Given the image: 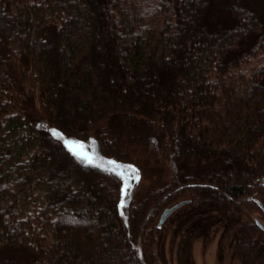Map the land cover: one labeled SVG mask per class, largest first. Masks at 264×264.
Segmentation results:
<instances>
[{"label":"trees","instance_id":"16d2710c","mask_svg":"<svg viewBox=\"0 0 264 264\" xmlns=\"http://www.w3.org/2000/svg\"><path fill=\"white\" fill-rule=\"evenodd\" d=\"M57 135L169 179L123 206ZM255 200L264 0H0V264H196L217 230L220 264H264Z\"/></svg>","mask_w":264,"mask_h":264},{"label":"rangeland","instance_id":"374dc122","mask_svg":"<svg viewBox=\"0 0 264 264\" xmlns=\"http://www.w3.org/2000/svg\"><path fill=\"white\" fill-rule=\"evenodd\" d=\"M25 86L30 92V85L27 83ZM34 94L36 96V92ZM36 99L33 96L34 101H28L27 106L32 108L31 103H36ZM35 103L33 109L37 108V113H40L39 102H37V105ZM42 128L48 129L45 123L42 124ZM59 139L63 143L67 141L64 137H59ZM74 144L79 145L76 143ZM80 146L82 147L76 148L75 151L85 153L88 157H91L92 163L97 164L102 168L118 172L121 175L122 182L120 184L119 199L121 204L123 202V206L127 205L129 200L133 197L142 196L150 189L161 187L169 179L170 171L161 164L156 163V153L151 147L135 148L132 150L131 156L133 158V162L129 164L110 161L106 158L96 156L94 154L92 144H88V146ZM253 217L260 219V221L264 224V220L260 214H254ZM214 230L216 229L214 228ZM211 236V240L207 244H204L201 239L194 243L193 257L196 264H220L217 256L219 230L212 232ZM172 256L175 258V249ZM222 264H239V262L234 261L229 256H226L225 261Z\"/></svg>","mask_w":264,"mask_h":264},{"label":"water","instance_id":"95a60500","mask_svg":"<svg viewBox=\"0 0 264 264\" xmlns=\"http://www.w3.org/2000/svg\"><path fill=\"white\" fill-rule=\"evenodd\" d=\"M255 201L262 208V210L264 211V208H263L262 204L258 200H255ZM176 208H177V206H173V207H170V208L164 210V212L162 213V215L160 217L159 226H161L166 221V219L168 218V216ZM256 224L264 231V224L262 223V221H260V219L256 218Z\"/></svg>","mask_w":264,"mask_h":264},{"label":"snow or ice","instance_id":"6c2138e0","mask_svg":"<svg viewBox=\"0 0 264 264\" xmlns=\"http://www.w3.org/2000/svg\"><path fill=\"white\" fill-rule=\"evenodd\" d=\"M65 146L68 147L70 150H72L74 155L83 156L84 158L88 159L89 162L91 163V157H88L85 153L75 151L76 148H79V147H82V146L75 145L74 143H71V142H68V141H65ZM122 205H123V202H122Z\"/></svg>","mask_w":264,"mask_h":264}]
</instances>
